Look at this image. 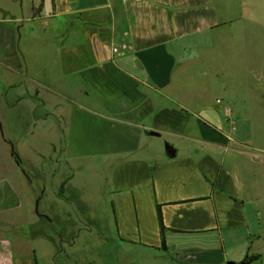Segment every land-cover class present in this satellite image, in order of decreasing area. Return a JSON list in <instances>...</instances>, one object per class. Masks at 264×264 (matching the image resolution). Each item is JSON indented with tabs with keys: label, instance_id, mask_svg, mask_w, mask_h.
<instances>
[{
	"label": "crops",
	"instance_id": "0c3cea01",
	"mask_svg": "<svg viewBox=\"0 0 264 264\" xmlns=\"http://www.w3.org/2000/svg\"><path fill=\"white\" fill-rule=\"evenodd\" d=\"M242 6L0 0V264H264V144L189 77Z\"/></svg>",
	"mask_w": 264,
	"mask_h": 264
},
{
	"label": "rangeland",
	"instance_id": "374dc122",
	"mask_svg": "<svg viewBox=\"0 0 264 264\" xmlns=\"http://www.w3.org/2000/svg\"><path fill=\"white\" fill-rule=\"evenodd\" d=\"M242 5L237 11L241 19L239 18L240 21L234 30L236 43H233V46L226 42L219 43L222 47L221 54L216 52L218 44L213 43L211 51L208 52L209 57L194 60V64L190 63L189 66L194 73L192 71L189 77L204 85L207 83L216 85L212 98L214 103L219 99L223 104L230 106L232 101L234 106H237L239 100H243L246 104L243 109L251 120L242 124L244 131L251 133L256 142L264 144V0H242ZM11 37L10 34L0 32V38L5 40L1 59L9 66H16L18 63L13 54L14 42ZM25 157L27 166L32 164L36 167L32 173L35 179L43 176V171L38 169L40 159L43 160L42 164H48L54 158L52 155L38 156L36 150L33 153L27 152ZM33 189L36 191V187L30 188V191ZM39 197L38 194L35 195V199L29 203L28 210L34 214L31 215L29 212L32 218L36 215L34 211L36 201L38 212L44 209V201L39 203ZM48 254L49 250H44L40 253V259H47ZM145 254L153 255L141 248L136 249V259L144 257Z\"/></svg>",
	"mask_w": 264,
	"mask_h": 264
},
{
	"label": "built area",
	"instance_id": "2783aa9c",
	"mask_svg": "<svg viewBox=\"0 0 264 264\" xmlns=\"http://www.w3.org/2000/svg\"><path fill=\"white\" fill-rule=\"evenodd\" d=\"M215 104L218 106H222L225 120L227 124L229 125V127L232 130H234L235 129V116H234V112L231 106H229L228 104H223V102L219 99L215 100Z\"/></svg>",
	"mask_w": 264,
	"mask_h": 264
},
{
	"label": "water",
	"instance_id": "95a60500",
	"mask_svg": "<svg viewBox=\"0 0 264 264\" xmlns=\"http://www.w3.org/2000/svg\"><path fill=\"white\" fill-rule=\"evenodd\" d=\"M18 38H19V35H18ZM165 151H166V156L167 157H171L172 156V154H173V150L171 149V148H169V147H166L165 148ZM15 157H16V159L18 160V156L17 155H15ZM35 214L37 215V216H39V217H43V218H47L45 215H41L39 212H38V202L36 201V203H35ZM227 264H235L234 262H228ZM241 264H246V263H244V262H242Z\"/></svg>",
	"mask_w": 264,
	"mask_h": 264
},
{
	"label": "trees",
	"instance_id": "16d2710c",
	"mask_svg": "<svg viewBox=\"0 0 264 264\" xmlns=\"http://www.w3.org/2000/svg\"><path fill=\"white\" fill-rule=\"evenodd\" d=\"M39 9V8H38ZM39 10H34V14L37 13ZM157 218H158V223H159V228H160V234H161V237H162V249H165V242H164V239H163V236H164V227L162 225V220H161V215H160V211L159 209L157 210Z\"/></svg>",
	"mask_w": 264,
	"mask_h": 264
}]
</instances>
